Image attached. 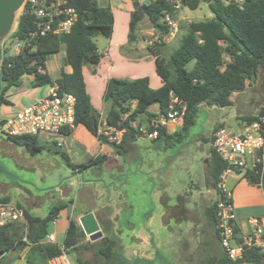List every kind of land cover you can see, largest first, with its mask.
I'll return each instance as SVG.
<instances>
[{
  "label": "trees",
  "instance_id": "1",
  "mask_svg": "<svg viewBox=\"0 0 264 264\" xmlns=\"http://www.w3.org/2000/svg\"><path fill=\"white\" fill-rule=\"evenodd\" d=\"M202 3H207L213 14L211 18L193 21L179 25V46L171 53L169 59L162 56V47L150 49L156 58V71L163 85L152 89L148 78L136 80L115 79L108 81L104 94L105 102L112 105L105 120L109 126H119L122 115L128 113V118L122 127L126 133L120 144L108 141L99 135L101 115L91 103L84 81L83 67L97 66L102 55L99 52L95 38L102 36L111 38L114 28V15L109 8L100 7L96 0H68V6L77 12V21L69 33L52 34L37 38L31 42L30 48L13 56H3L0 70V106L9 105L6 94L22 84V79L32 76L34 88H41L57 83L60 91L73 94L77 99L75 111L76 128L83 126L102 144L114 148L118 156L125 157L129 146L136 144L142 136L141 118L150 122L155 115L149 111L153 105H158L161 113H167L171 93L179 101L185 103L187 111L180 130L170 132L161 128L155 144L167 147L183 145L196 124V118L202 105L227 108L233 105L232 96L243 92L248 82L256 79L264 71V0H182L183 8L196 10ZM141 8V9H140ZM179 9H175L169 0H153L148 5L137 7L132 13L129 39H135L138 24L147 18L156 32L165 34L169 27L163 23L165 14L173 19ZM34 30L33 18L23 11L13 37L25 40ZM66 51V62L72 72L62 71L56 81L47 74L48 59ZM136 103L135 108L132 104ZM264 115V109L258 115L244 117L248 123ZM137 122V127L133 123ZM3 121H0V127ZM223 126L214 129V133ZM152 130V128H149ZM73 133V130L69 134ZM213 133V135H214ZM7 139L16 146L23 147L31 156H37L43 150H51L36 136H15ZM205 145L213 141L203 138ZM66 165L73 172H83L90 168H101L108 160L106 155H98L83 164H74L67 153L59 152ZM227 164L210 147L209 163L207 165L206 186L217 191L221 174L227 169ZM244 178L250 184H261V174L247 171ZM264 186V183H263ZM1 198L0 201H7ZM67 203L52 207L45 218L32 215L24 210L26 223H12L0 228V264H13V259L7 256L17 247H29V264H48L50 260L61 255V246L45 243L48 236V226L57 219ZM217 200L207 209V218L215 227V237L220 242V231L216 218ZM239 228L235 226L236 236ZM85 234L76 221L71 220L66 232L63 246L68 254L77 250L80 239ZM106 244L99 249L105 258L114 255L116 241L105 238ZM239 242H242L239 239ZM224 251V249H223ZM81 263V261H79ZM209 264H264V250L252 246L244 250L243 258L232 261L225 253L220 257L209 259Z\"/></svg>",
  "mask_w": 264,
  "mask_h": 264
},
{
  "label": "rangeland",
  "instance_id": "2",
  "mask_svg": "<svg viewBox=\"0 0 264 264\" xmlns=\"http://www.w3.org/2000/svg\"><path fill=\"white\" fill-rule=\"evenodd\" d=\"M21 13L22 8L16 13L12 30L4 33L1 41L5 43L4 55H15L11 35ZM212 16L209 5L202 3L196 10L181 7L176 20L181 25ZM180 36L177 34L162 47L163 57L169 59L179 46ZM48 61L52 62V57ZM27 84L29 79L24 77L21 85ZM232 101L233 105L227 108L202 105L183 145L167 147L140 137L129 146L122 165L119 158H114L101 168L83 171L79 177L90 182L81 190L75 184L69 194L79 199L77 211L105 206L97 212L103 222L100 227L103 238L92 241L84 233L78 249L69 253L72 264H209V259L223 255L215 227L206 214L217 200V191L206 186L211 143L205 145L202 139L211 138L218 126L238 130L244 117L258 115L264 109V71L248 82L243 92L233 94ZM145 119L140 120L143 126ZM76 133L83 136L82 130L77 129ZM69 137L61 139L63 147L56 146L54 139H41L51 150L31 157L25 148L8 143L0 131V192L16 200L31 195L40 197L45 203L36 214L44 217L49 208L63 199L59 187L72 176L73 171L59 153H67L64 144ZM78 149L75 146L74 154L67 153L74 164L86 161ZM118 167L123 170L120 172ZM89 187L94 189L96 200L85 205L82 198ZM107 237L116 241L111 258L99 253Z\"/></svg>",
  "mask_w": 264,
  "mask_h": 264
},
{
  "label": "built area",
  "instance_id": "3",
  "mask_svg": "<svg viewBox=\"0 0 264 264\" xmlns=\"http://www.w3.org/2000/svg\"><path fill=\"white\" fill-rule=\"evenodd\" d=\"M175 9H180L182 0H169ZM26 11L34 22V30L25 40L13 37L15 55L32 47L31 42L49 33H69L77 21V12L68 6V0H25L22 12ZM163 23L169 27V32L156 35L149 42L151 47L164 45L170 41L178 32L176 21L165 14ZM5 43H2V49ZM4 51V50H3ZM4 56V52L3 55ZM5 56H10L6 55ZM3 59V58H2ZM45 74L46 71L40 69ZM77 99L73 94L60 91L57 83L49 85L45 95L34 102L20 108L3 120L0 131L6 137L36 136L46 141L53 140L58 147L62 146L61 139L66 137L70 131L76 129L75 111ZM187 111L185 103L171 93L170 106L167 113L160 111L140 127L141 137L154 140L158 137L161 128L173 131L182 127ZM128 113L123 114L119 126H109L106 120H101L99 135L108 141L120 144L126 133L122 124L128 118ZM134 127H137L135 122ZM152 128V130H149ZM171 132V131H170ZM212 149L227 164V169L221 174L217 186V213L218 229L220 231V242L226 255L232 261L243 258L244 250L257 246L264 248L263 243H257L264 236V219L251 218L249 225L252 235L239 242L235 234V215L233 205V193L228 186V178L235 174H245L250 171L261 174L264 183V115L248 123L246 121L239 125L238 130H229L225 127L219 128L213 135ZM12 223H26L24 210L8 201H0V228ZM48 241L55 244L53 235H49ZM60 256L53 258L48 264H72L69 254L64 246H61ZM264 250V249H262Z\"/></svg>",
  "mask_w": 264,
  "mask_h": 264
},
{
  "label": "crops",
  "instance_id": "4",
  "mask_svg": "<svg viewBox=\"0 0 264 264\" xmlns=\"http://www.w3.org/2000/svg\"><path fill=\"white\" fill-rule=\"evenodd\" d=\"M96 1L100 7L111 9L114 15V28L111 38L108 39L98 36L94 39L98 46L99 52L102 55V59L97 66H84L83 75L87 92L91 98V103L94 109L100 113L102 120H105L107 114L112 108L111 103L105 102L104 100V94L110 79L115 78L136 80L148 78L152 89L160 88L163 85V82L156 71V58L150 53V49L153 47L149 45V42L154 39L156 30L153 28L147 18H144L138 24V28L135 32V39L133 41H130L129 39L132 13L137 7L148 5L153 0ZM136 3H138V6H136ZM174 20L178 25V32L174 34L170 41L166 44H169L177 34L179 35V22L176 19ZM51 57L53 61L50 63L47 61V67L45 71L52 78V80L56 81L59 79L62 71L66 73L72 72L71 67L66 62L65 50H61L58 54H54ZM26 77L29 79V85H20L19 87L11 89L6 94L10 104L0 106V121H3L5 118L15 113L20 108L28 105L29 103L39 100L47 92L48 86L34 88L32 85L33 77ZM135 105L136 103H133L132 108H135ZM149 111L156 115L160 111V108L158 105H153L149 108ZM135 124L138 125L137 122H135ZM77 129L83 131V136H80L76 133ZM68 135H70L71 138L69 137L70 140L66 141L64 144L65 151L67 153L74 154V152H76L74 147L78 146V148L82 150L81 156L83 160H86L85 162L97 157L98 155H106L108 156V160L105 162V164H108V161L119 157L112 146L102 144L83 126H78L75 130H73V133ZM7 142L13 144L8 139ZM61 147H63V143ZM85 162H81L80 164ZM82 173L83 172L77 171L72 172L71 179L68 182L61 184L59 187V191L63 193V199L56 205L67 203V206L60 211L57 219L49 224L48 236L44 240L45 243H49L48 237L49 235H53L55 238V244L60 245L59 243L65 239L70 221L74 220L80 226V218L90 212L94 213L101 227V223L103 222L98 218L97 212L101 208H105V206H100L98 208H86V210L82 212L77 211V201L79 199L76 197L72 198V196L69 194L70 192L74 191L75 184H77L81 190L83 186H85L84 184H86V182H90L79 177ZM228 186L233 193L235 222L239 228V233L237 236L241 240L247 239L252 235L249 219H264V186L262 184H250L244 178L243 174L231 175L228 178ZM0 197L8 198V202L15 204L23 210L29 211L36 217H40L36 213L44 206L45 203L43 199L33 195L30 197H22L21 200H16L7 193L0 192ZM82 199L85 205L86 203L95 201L96 193L94 189L89 187L87 190H85ZM125 207H127V205ZM51 208H49V211ZM48 213L44 217L40 218H45ZM130 227L135 229L136 226L130 224ZM261 242L264 246V236L257 240V243ZM28 255L29 247L27 246L23 248L19 246L15 251H12L7 256L14 260L13 264H29L27 261Z\"/></svg>",
  "mask_w": 264,
  "mask_h": 264
},
{
  "label": "water",
  "instance_id": "5",
  "mask_svg": "<svg viewBox=\"0 0 264 264\" xmlns=\"http://www.w3.org/2000/svg\"><path fill=\"white\" fill-rule=\"evenodd\" d=\"M24 2L25 0H0V70L2 65L3 54L1 41L5 37L4 33L6 31L10 32L12 30V26L14 25L16 18V13L22 8ZM136 6H138V3H136ZM118 158L120 165H122L124 163V157L119 156ZM205 162L208 161L206 160ZM118 170L121 172L123 169L122 167H118ZM79 222L84 233L89 236L92 241H97L103 238V232L101 231L100 225L94 213H87L86 215L80 218Z\"/></svg>",
  "mask_w": 264,
  "mask_h": 264
}]
</instances>
